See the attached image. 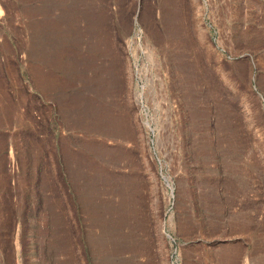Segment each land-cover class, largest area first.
Instances as JSON below:
<instances>
[{
  "label": "rangeland",
  "instance_id": "rangeland-1",
  "mask_svg": "<svg viewBox=\"0 0 264 264\" xmlns=\"http://www.w3.org/2000/svg\"><path fill=\"white\" fill-rule=\"evenodd\" d=\"M0 264H264V0H0Z\"/></svg>",
  "mask_w": 264,
  "mask_h": 264
}]
</instances>
